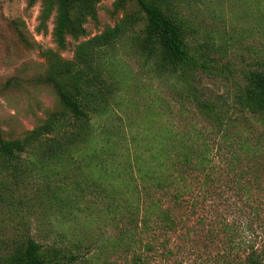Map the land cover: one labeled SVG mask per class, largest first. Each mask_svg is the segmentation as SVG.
Returning <instances> with one entry per match:
<instances>
[{"label":"trees","instance_id":"trees-1","mask_svg":"<svg viewBox=\"0 0 264 264\" xmlns=\"http://www.w3.org/2000/svg\"><path fill=\"white\" fill-rule=\"evenodd\" d=\"M25 1L27 7L40 1L36 32H45L52 18L55 48L41 52L45 68L37 75L6 77L0 96L21 89L28 95L26 86H47L56 102L54 107L40 103L43 116L34 115L33 127L20 135H5L0 126L3 211L17 198L14 186L19 180L45 170L58 173L91 144L94 119L110 114L117 91L109 67L110 48L130 30L138 31L133 36L140 52L167 77L191 85L196 73L218 68L212 43L195 37L191 24L176 9L178 0H111L109 14L119 18L92 36L86 23L98 26L101 0ZM11 25L18 41L30 46L24 23L13 19ZM68 37L74 42L71 58L61 55ZM240 72L226 97H208L192 87L194 116L200 122L192 119L177 129L167 125V144L148 149L147 159L135 155L136 179L127 191L114 185L104 188L106 194L111 191L121 199L112 210L140 226L138 237L125 226L114 238L123 250L132 249L129 264H148L150 256L143 250L168 257L170 234L190 223L199 224L197 235L204 245L223 244V264H264V53H256L254 62ZM89 179L94 190L103 188L101 177L90 173ZM54 196L55 191L48 199ZM231 212L243 222L230 221ZM243 229L250 237L243 239ZM189 232L191 227L184 236ZM142 233H148V240H142ZM62 243L61 239L39 242L28 230L5 234L0 236V264H68L75 254Z\"/></svg>","mask_w":264,"mask_h":264},{"label":"rangeland","instance_id":"rangeland-1","mask_svg":"<svg viewBox=\"0 0 264 264\" xmlns=\"http://www.w3.org/2000/svg\"><path fill=\"white\" fill-rule=\"evenodd\" d=\"M110 2L99 3L98 26L86 23L89 36L119 18L120 15L109 14ZM177 2V11L191 24L195 37L212 43L211 55L218 68L209 74L196 73L190 79L191 85L177 77H167V73L155 69L153 59L140 52L133 36L138 31L130 30L109 51V67L117 81L110 114L94 119L91 144L81 150V156L62 166L60 172L45 170L34 173L28 180H19L18 186H14L17 198L4 211L0 208L1 237L28 230L42 243L61 239L75 254L68 264H129L132 249L123 250L114 243V238H119L125 226L138 237L140 226H135L129 216L121 217L120 211L112 210L121 199L111 191L106 194L104 188L114 185L117 190H126V186H131L136 179L132 175L136 171L135 155L147 159L148 149L167 144V125L177 129L192 119L200 122L194 116L192 87L196 93L208 97H226L240 79V69L254 62L256 53H264V0ZM39 8L40 1L27 7L25 0H0V83L14 74L28 78L44 70L41 52L55 48V44L51 36L52 18L45 32L35 30ZM13 19L24 23L30 46L18 41L11 25ZM67 41V49L61 55L71 58L74 42L69 37ZM26 87L28 95L21 89L0 96V126L5 135H20L32 128L35 116H43L40 103L55 105L56 97L49 87ZM90 173L101 177L103 188L94 190L89 183ZM54 191L57 196L48 199ZM48 201L53 206L46 204ZM228 219L237 224L244 220L236 212H231ZM25 225L28 227L24 228ZM188 227L191 232L185 237ZM197 229L199 224L190 223L171 233L168 257L137 251L150 256L148 264H223L220 261L226 250L223 244L217 241L204 245ZM249 234L245 229L241 231L243 239ZM141 235L143 241L148 240V233ZM238 253L243 257L244 252Z\"/></svg>","mask_w":264,"mask_h":264}]
</instances>
